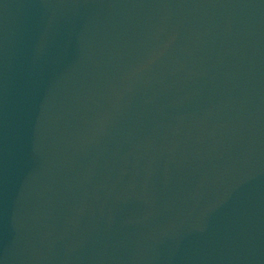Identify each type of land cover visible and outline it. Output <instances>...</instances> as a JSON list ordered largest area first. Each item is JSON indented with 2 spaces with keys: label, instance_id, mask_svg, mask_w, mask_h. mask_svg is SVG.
<instances>
[{
  "label": "water",
  "instance_id": "95a60500",
  "mask_svg": "<svg viewBox=\"0 0 264 264\" xmlns=\"http://www.w3.org/2000/svg\"><path fill=\"white\" fill-rule=\"evenodd\" d=\"M0 264H264V0H0Z\"/></svg>",
  "mask_w": 264,
  "mask_h": 264
}]
</instances>
